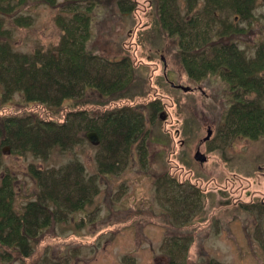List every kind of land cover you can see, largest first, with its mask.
<instances>
[{"label": "rangeland", "instance_id": "1", "mask_svg": "<svg viewBox=\"0 0 264 264\" xmlns=\"http://www.w3.org/2000/svg\"><path fill=\"white\" fill-rule=\"evenodd\" d=\"M84 1L7 0L0 13L5 39L18 53L46 52L63 34L57 17L88 16L83 25L90 28L87 49L114 62L128 57L133 81L127 94L140 96L109 101L89 90L82 107L94 115L122 106L143 111L150 131L146 167L134 158L115 174L99 176L91 204L66 213L46 229L33 243L29 258L12 254L7 261L0 256V264H168L167 247L183 238L187 241L181 244H189L183 252L185 264H264V135L219 141L222 117L235 92L217 74L198 83L187 77L176 38L168 36L157 19L159 0H121L125 7L134 5L131 14L120 11L118 0H99L90 10ZM195 2L187 13V0H176L178 18L189 20L204 10L206 0ZM218 17L224 21L221 26L229 24L234 32L216 41L235 43L247 57H254L264 42L263 1L255 0L245 19L225 10ZM205 18L201 13L200 21ZM171 83L192 91L184 93ZM158 100L163 112L151 125L145 106ZM257 101L264 107L263 97ZM73 104L65 102L57 119L62 120ZM19 115L56 118L17 94L8 103L0 102V117ZM207 127L212 137L201 143ZM197 149L207 157L203 164L193 159ZM0 150V180L5 172L15 179V205L20 208L36 194L29 166L42 168L44 163L30 153H13L6 145ZM101 152L84 138L70 155L55 152L44 166L58 168L77 159L90 177ZM184 257L180 254L176 261L182 264Z\"/></svg>", "mask_w": 264, "mask_h": 264}, {"label": "trees", "instance_id": "2", "mask_svg": "<svg viewBox=\"0 0 264 264\" xmlns=\"http://www.w3.org/2000/svg\"><path fill=\"white\" fill-rule=\"evenodd\" d=\"M6 1L0 0V13L5 12ZM254 1L206 0L204 10L189 20L175 14L176 0H159L156 5L155 13L162 28L168 36L176 38L180 65L187 77L198 83L217 74L235 92L222 117L224 129L219 134L220 142L228 137L256 140L264 135V107L257 101L264 99V42L256 48L254 57H247L235 43L216 41L234 32L229 24L221 26L224 21L218 17L220 12L225 10L235 18L245 19ZM97 2L82 3L90 10ZM124 4L117 1L121 12L131 14L134 5ZM194 5L195 0H187V13ZM201 13L206 15L205 21H200ZM57 21L63 32L58 44L46 52L35 49L30 54L12 50L0 21V102L8 103L17 94L23 102L42 105L56 117H0V146H9L20 155L30 153L47 164L55 152H73L84 142L85 133L94 130L100 139L96 146L102 152L95 160L96 173L90 177H86V169L77 159L58 168L30 165L28 175L34 181L36 194L20 208L15 205V179L4 173L0 180V256L7 261L12 254L22 260L29 258L33 243L46 229L61 221L66 213L81 211L91 204L92 196L98 192L99 176L115 174L121 164L126 165L134 158L145 168L148 159L146 143L150 131L145 128V113L138 107H115L96 115L82 107L86 106L89 90L109 101L140 96L127 94L133 81L130 59L114 62L87 49L90 28L83 25L87 24L88 16L75 13L70 20L57 17ZM245 95H250V99H243ZM65 102H73V107L66 110L62 120L57 119L56 113ZM162 106L159 100L145 106L151 125L156 123L157 113L163 112ZM180 241L187 239H174L167 247L168 264H179L177 258L180 254L184 257V251L187 253L189 244Z\"/></svg>", "mask_w": 264, "mask_h": 264}, {"label": "water", "instance_id": "3", "mask_svg": "<svg viewBox=\"0 0 264 264\" xmlns=\"http://www.w3.org/2000/svg\"><path fill=\"white\" fill-rule=\"evenodd\" d=\"M262 1L264 3V0H262ZM171 86L181 90L184 93L192 91V88L187 87V86L174 85L172 83H171ZM211 136H212V129L210 127H208L206 130V136L202 139L201 143L207 142L211 138ZM84 137L93 146L98 145L100 142L99 136H98L97 132L94 130L87 131L85 133ZM3 152H5V150H3ZM193 159L200 164H203L207 161V157L203 153H201L198 149L195 151Z\"/></svg>", "mask_w": 264, "mask_h": 264}, {"label": "flooded vegetation", "instance_id": "4", "mask_svg": "<svg viewBox=\"0 0 264 264\" xmlns=\"http://www.w3.org/2000/svg\"><path fill=\"white\" fill-rule=\"evenodd\" d=\"M208 128V127H207Z\"/></svg>", "mask_w": 264, "mask_h": 264}]
</instances>
